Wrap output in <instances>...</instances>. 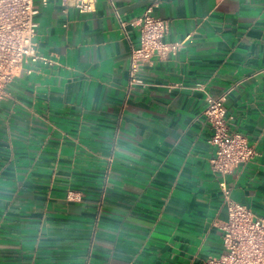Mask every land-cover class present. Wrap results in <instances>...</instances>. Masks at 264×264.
Returning a JSON list of instances; mask_svg holds the SVG:
<instances>
[{"label": "crops", "instance_id": "1", "mask_svg": "<svg viewBox=\"0 0 264 264\" xmlns=\"http://www.w3.org/2000/svg\"><path fill=\"white\" fill-rule=\"evenodd\" d=\"M75 2L35 0L49 62H24L0 102V264H204L224 250V180L264 215V0H162L184 46L133 85L153 0ZM225 93L258 155L223 178L202 111Z\"/></svg>", "mask_w": 264, "mask_h": 264}, {"label": "built area", "instance_id": "2", "mask_svg": "<svg viewBox=\"0 0 264 264\" xmlns=\"http://www.w3.org/2000/svg\"><path fill=\"white\" fill-rule=\"evenodd\" d=\"M97 0H76L75 7L81 13L93 12ZM162 0H153L142 16L137 19L140 36L139 44L132 47L129 55L130 84L137 81L136 74L143 65L152 62L155 55L167 57L177 54L185 40L166 41L171 20L154 14ZM44 5L48 0H43ZM39 10L35 0H0V102L9 96L8 86L24 62L43 61L46 56L37 50L35 41L38 29L36 16ZM118 15V14H117ZM119 17V15H118ZM177 84H167L171 89ZM202 89V87H199ZM206 96L202 111L212 129L209 143L214 148L210 159L212 171L225 178L236 166L251 161L258 150L247 136L230 129L225 99ZM222 190L227 204L228 218L223 224V252L209 256L204 264H264V215L256 214L250 206L231 196L225 180ZM70 190L69 200L81 199V195Z\"/></svg>", "mask_w": 264, "mask_h": 264}]
</instances>
